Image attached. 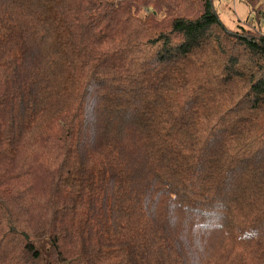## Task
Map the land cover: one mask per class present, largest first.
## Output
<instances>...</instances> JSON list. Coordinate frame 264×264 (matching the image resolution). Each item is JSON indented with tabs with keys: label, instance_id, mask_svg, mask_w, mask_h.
I'll return each instance as SVG.
<instances>
[{
	"label": "trees",
	"instance_id": "16d2710c",
	"mask_svg": "<svg viewBox=\"0 0 264 264\" xmlns=\"http://www.w3.org/2000/svg\"><path fill=\"white\" fill-rule=\"evenodd\" d=\"M244 1L0 0V264H264Z\"/></svg>",
	"mask_w": 264,
	"mask_h": 264
},
{
	"label": "rangeland",
	"instance_id": "374dc122",
	"mask_svg": "<svg viewBox=\"0 0 264 264\" xmlns=\"http://www.w3.org/2000/svg\"><path fill=\"white\" fill-rule=\"evenodd\" d=\"M264 9V0H257ZM214 7L221 21L230 31H241V29L251 30L254 25H249L248 21L255 18L256 14L244 0H214ZM254 20L252 19L251 22ZM264 32V28H261Z\"/></svg>",
	"mask_w": 264,
	"mask_h": 264
}]
</instances>
